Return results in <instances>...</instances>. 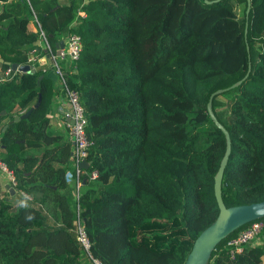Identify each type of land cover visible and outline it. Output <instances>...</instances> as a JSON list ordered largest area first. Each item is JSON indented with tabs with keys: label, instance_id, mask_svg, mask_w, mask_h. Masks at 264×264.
I'll use <instances>...</instances> for the list:
<instances>
[{
	"label": "trees",
	"instance_id": "1",
	"mask_svg": "<svg viewBox=\"0 0 264 264\" xmlns=\"http://www.w3.org/2000/svg\"><path fill=\"white\" fill-rule=\"evenodd\" d=\"M249 2L246 17L247 0H0L3 70L27 64L38 39L33 15L53 50L67 33L80 35L79 57L62 69L89 142L76 199L73 143L50 126V71L0 83V160L17 193L0 198V264H92L74 233L76 205L102 264H183L219 212L214 175L226 139L207 103L239 80L212 98L231 145L222 199L227 207L264 200V0ZM80 6L86 16L74 23ZM39 95L27 118L2 130ZM239 229L209 264H262L264 245L233 258L223 248Z\"/></svg>",
	"mask_w": 264,
	"mask_h": 264
},
{
	"label": "built area",
	"instance_id": "2",
	"mask_svg": "<svg viewBox=\"0 0 264 264\" xmlns=\"http://www.w3.org/2000/svg\"><path fill=\"white\" fill-rule=\"evenodd\" d=\"M29 2V0H27ZM86 14L80 7L76 10V17L74 23L77 22L78 18L85 17ZM33 22L35 25V31L38 32V39L36 41V47L31 49L28 53L27 64H33L38 66L40 63L43 72L52 70L58 79V84L61 91L64 93L67 100V108L62 112V119L64 120L65 126L68 130L69 136L73 143L72 150V166L74 168V189L75 197L77 199L79 190L81 187L80 176L84 173V168L81 166V162L87 155V147L89 142L86 138L85 127L87 124L86 118L83 113V107L79 100V94L75 89H71L67 86L65 80L64 70L62 69V62L71 63L75 61L82 49V40L78 33L69 32L66 35V39L63 46L52 49L48 36L43 31L35 15H33ZM57 51H59L57 53ZM38 67H36L37 69ZM22 72L13 70L9 65L3 71V75L0 78V83L13 79L16 75ZM0 173L5 175L12 188L16 185V179L14 172L7 167L5 163L0 160ZM68 173V177H69ZM92 178L96 177V172L90 174ZM15 190V189H14ZM18 194L28 201H32L31 195L18 191ZM74 233L77 241L81 248L86 253L92 264H102V262L91 256L90 240L86 233L83 221L79 216V206L75 208V227ZM264 245V217L252 220L243 227H241L235 235L227 238L223 244L231 258L235 257L237 253H240L246 245ZM209 264V263H208Z\"/></svg>",
	"mask_w": 264,
	"mask_h": 264
},
{
	"label": "water",
	"instance_id": "3",
	"mask_svg": "<svg viewBox=\"0 0 264 264\" xmlns=\"http://www.w3.org/2000/svg\"><path fill=\"white\" fill-rule=\"evenodd\" d=\"M250 9V2L247 0V8H246V17L248 16V12ZM247 29H245L246 33ZM63 46V41H60L56 44V48ZM59 51H57L58 53ZM0 62H4L0 57ZM6 65H9L13 70H18L22 73L30 72L33 74L37 73L36 66L33 64H18V63H10L5 62ZM42 75H39L37 78V84L40 83L42 79ZM242 80L235 82L234 84L217 89L214 91L208 100L207 103V112L214 122V124L224 133L226 139V149L220 160L219 167L214 175V196L219 208L218 215L215 220L206 227L194 240L192 248L188 253L183 264H208L209 258L211 256V252L215 248V246L224 238H226L229 234L239 229L241 226L246 223L264 217V200L253 202L249 204H241L227 207L222 199V177L224 168L227 164L229 155H230V137L228 131L224 128V126L218 121L216 118L213 109H212V98L220 94L230 88L236 87L241 83ZM41 101L40 95L38 96L37 103L31 106L27 111L21 113L18 116H15L12 120H10L3 128H5L12 124L13 122H17L19 120L25 119L28 117L30 112L35 108ZM4 113V111H2ZM81 166L83 168L88 167V162L84 159L81 162ZM8 187V186H7ZM14 188H10V193L13 194ZM262 264H264V256L262 258Z\"/></svg>",
	"mask_w": 264,
	"mask_h": 264
},
{
	"label": "crops",
	"instance_id": "4",
	"mask_svg": "<svg viewBox=\"0 0 264 264\" xmlns=\"http://www.w3.org/2000/svg\"><path fill=\"white\" fill-rule=\"evenodd\" d=\"M60 3L67 4V3H69V0H60ZM28 28L30 30H32L34 28V30H35L34 22H30L28 24ZM65 39H66V36H64L61 41H63V43H64ZM41 65L42 64L40 63L36 67L40 68ZM3 71L4 70L0 67V78L3 75ZM49 71H50V73H48ZM44 73H48L47 75H49V77L52 80L51 82L53 84L52 93H51V102H50L51 110L49 112L50 126L52 129H55L57 131L67 132L68 130L65 126L64 120L62 119V112H63V110H65L67 108L66 97H65L64 93L61 91L60 87L58 86L59 84H58V79H57L56 75L51 70H48ZM20 111L21 110H20L19 106H16L15 109L13 110L12 114L14 115V117L18 116L17 113H20ZM8 119L9 118H6L2 121V130H3L4 126L10 121ZM26 152L38 153V151L36 149H31V148L27 149ZM69 173L70 174L68 177V184L70 185V187L72 186L73 195L75 198V189H73L74 183H75L74 171L73 170L69 171ZM81 184L83 185V181ZM10 188H12V187L9 184L7 177L0 173V198L14 199L17 196L16 195L17 193L13 192V194H11ZM81 188H83V186Z\"/></svg>",
	"mask_w": 264,
	"mask_h": 264
},
{
	"label": "rangeland",
	"instance_id": "5",
	"mask_svg": "<svg viewBox=\"0 0 264 264\" xmlns=\"http://www.w3.org/2000/svg\"><path fill=\"white\" fill-rule=\"evenodd\" d=\"M237 13H238V14H241V13H242V6H241V5L238 6V8H237ZM32 30H34V28H33ZM68 64H69L68 62H62V63H61L62 66H68ZM58 86H59V85H58ZM59 87H60V86H59Z\"/></svg>",
	"mask_w": 264,
	"mask_h": 264
},
{
	"label": "clouds",
	"instance_id": "6",
	"mask_svg": "<svg viewBox=\"0 0 264 264\" xmlns=\"http://www.w3.org/2000/svg\"><path fill=\"white\" fill-rule=\"evenodd\" d=\"M21 206H23V207H27V204L26 203H24L23 201L21 202ZM27 219H32V217L31 216H28V217H26Z\"/></svg>",
	"mask_w": 264,
	"mask_h": 264
}]
</instances>
